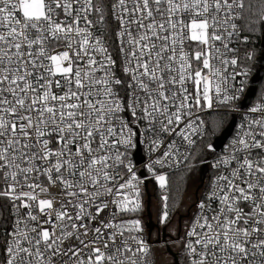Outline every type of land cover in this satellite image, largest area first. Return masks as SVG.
I'll use <instances>...</instances> for the list:
<instances>
[{"label":"snow or ice","instance_id":"snow-or-ice-1","mask_svg":"<svg viewBox=\"0 0 264 264\" xmlns=\"http://www.w3.org/2000/svg\"><path fill=\"white\" fill-rule=\"evenodd\" d=\"M252 36L264 0H0V264H156L141 139L161 189L163 169H212L183 264H264V89L222 152L208 142L240 111Z\"/></svg>","mask_w":264,"mask_h":264},{"label":"water","instance_id":"water-1","mask_svg":"<svg viewBox=\"0 0 264 264\" xmlns=\"http://www.w3.org/2000/svg\"><path fill=\"white\" fill-rule=\"evenodd\" d=\"M261 47L264 51V38H262L261 40ZM256 63L258 64V68L257 70L254 72L251 80H250V87L247 91L246 97L245 99L240 103L242 109L247 108L251 101L253 100V98L255 97L256 93H257V89L258 87L261 85L263 79H264V60L260 59V56L256 59ZM236 117H233L229 124L223 129V131L221 132L220 135L215 136L214 141H213V145L216 149L217 152H219L224 143L227 141V139L231 136L235 125H236ZM141 161V160H139ZM206 173H207V165H203L201 167V173H200V184L198 185L197 189H196V196H198L200 190L203 188L205 182H206ZM146 193H147V207H146V217L147 220L145 222V226L148 230V234H149V239L153 244H161L166 242L167 240V234L165 232V229L161 230V225L157 222L154 221L153 218V213L151 211V199H152V195L150 193L149 190V185L148 183H146V187H145ZM155 231L158 232V236L156 238L153 237V234L155 233ZM167 252L168 254H170V256L173 257L174 262L175 261H179L178 259V254L170 247L167 246Z\"/></svg>","mask_w":264,"mask_h":264},{"label":"trees","instance_id":"trees-1","mask_svg":"<svg viewBox=\"0 0 264 264\" xmlns=\"http://www.w3.org/2000/svg\"><path fill=\"white\" fill-rule=\"evenodd\" d=\"M250 39H252L255 42L254 43V47L257 50V53H258L257 58H258L259 57V53H261L263 51V49L261 47L262 37H260V36H252V37H250ZM244 47H249L250 48V47H253V45H243V47H242V55H243V48ZM257 68H258V64L255 61L253 63V65H252L251 73H254L257 70ZM261 85H264V79H263ZM230 120H231V116L229 114H227V113L224 114L222 125L216 130L215 134H210V138H209L208 142L213 143L215 136H218V135L221 134L223 129L229 124ZM194 151H196V149ZM195 163H196V167L193 168L191 171H188V170H186V168H184V169H181L179 171L170 173L168 175V186H167V188L166 189H158L157 190V193H158V195L160 194V196L164 195L165 193L168 194V196H169L168 206H169V211L170 212L175 211L177 209L178 205L180 204V201L183 198L184 190L187 188L188 184L191 181H193V179H195V173H196L199 165H201V164H202V166L204 165V163H201L199 161H196ZM208 169L209 168L207 166L206 183H207V181H209V178H210V172H209ZM153 185H155V184H150L149 187L153 186ZM204 186H203L201 191H203ZM143 201H144L143 202V210L140 213V217L142 219H145L144 218V216H145V208H144L145 194H144ZM178 250L180 252L179 248H178ZM150 257H151V259L154 258L153 255H152V252H151V256ZM179 260H180V262L183 261V258H182V256L180 254H179ZM156 264H157V262H156Z\"/></svg>","mask_w":264,"mask_h":264},{"label":"built area","instance_id":"built-area-1","mask_svg":"<svg viewBox=\"0 0 264 264\" xmlns=\"http://www.w3.org/2000/svg\"><path fill=\"white\" fill-rule=\"evenodd\" d=\"M243 45H241V49H242ZM241 55H242V51H241ZM254 73H251L250 74V77H249V84L247 85V87L245 88V92L243 93V97H242V100L241 102L245 99L246 97V94H247V91L250 87V80L252 78ZM261 89H264V85H260L257 89V93L255 95V97L253 98V100L251 101L250 105L245 108V109H242L240 108V111H237V112H229L227 114H229L231 116V119L233 117H236V125H235V128L231 134V136L227 139V141L224 143L222 149L219 151V152H222L225 148V146L229 143V141L231 140V138L235 135V132L239 126V124L242 122V115H241V112H244V111H247L248 108L252 107L254 105V103L257 101L258 99V96L260 94V91ZM240 102V103H241ZM211 110H209V113L207 116H205V120L207 121L209 119V116L211 115ZM195 149H193L194 151ZM181 151H184V148L182 147L181 148ZM154 157H150V154H149V151H148V145L145 141H143V139H141V142L140 144L138 145V147L136 149H134L132 151V160H133V163L135 164L136 168L139 170L138 171V175L141 177V179L143 180V185H142V191H143V199H144V194H146V190H145V187H146V183H148V185L150 184H155L156 186L159 187V184L158 182L154 179V177L152 176L151 173L148 172L147 170V165L148 163L150 162V159H153ZM141 160V161H139ZM208 166V170L210 172V176L212 174V169L210 167V165L208 163H204ZM184 165L181 164V165H178V166H175L173 168H167V169H163V171H167L168 175L170 173H173V172H176V171H179L181 169H184ZM156 170L157 171H161L160 167L159 166H156ZM160 188V187H159ZM144 202V201H143ZM142 219V218H141ZM142 222H143V225H144V239L145 241L152 247L153 245H166L167 242H164V243H161V244H153L150 239H149V234H148V230L145 226V222L146 220L145 219H142ZM151 252H150V255H149V259H151ZM180 264H183V261L180 262Z\"/></svg>","mask_w":264,"mask_h":264},{"label":"rangeland","instance_id":"rangeland-1","mask_svg":"<svg viewBox=\"0 0 264 264\" xmlns=\"http://www.w3.org/2000/svg\"><path fill=\"white\" fill-rule=\"evenodd\" d=\"M201 167H202V164L199 165V167L195 173V179H193V181H191L188 184L187 188L184 190L183 198L180 201V204L178 205L177 209L175 211H172V212L169 211L170 216L174 215L176 213V211H179V210L183 211V209L186 210L190 206L193 205V202L196 200L195 191H196V188L198 187V185L200 184ZM207 183H208V181H207ZM207 183L205 182V184H207ZM158 189H161V188H159L156 185L149 187L150 193L152 195L151 211L153 213L154 221H156L158 223L160 221V224H162L161 223V213L163 210V202L160 198L161 197L160 194L158 195V193H157ZM146 207H147V193L145 194V203H144L145 216L143 215L145 220H147ZM155 236H156V234H153L154 238H155ZM151 252H152V255H153L155 261L157 262V264H168L169 258L165 252V248L162 245H153L151 247Z\"/></svg>","mask_w":264,"mask_h":264},{"label":"flooded vegetation","instance_id":"flooded-vegetation-1","mask_svg":"<svg viewBox=\"0 0 264 264\" xmlns=\"http://www.w3.org/2000/svg\"><path fill=\"white\" fill-rule=\"evenodd\" d=\"M200 178H201V176H200ZM201 190H200L199 194L201 193ZM195 197H197L196 191H195ZM192 208H193V205L190 206L186 210L183 209V211H180V210L176 211V213L174 215L170 216L169 221L165 224H160V221H159V224L161 225V230L165 229V232L167 234V239H166L167 243H166V245H162V246L165 248V252L169 258L168 264H174V259L172 256H170V254H168L167 246H170L178 254V259H179V253L180 252H179L178 247H177V238L183 235V224L188 219L190 210ZM154 234H156V236H155V238H156L158 236V232L155 231Z\"/></svg>","mask_w":264,"mask_h":264}]
</instances>
